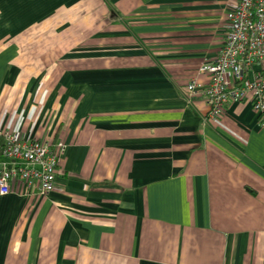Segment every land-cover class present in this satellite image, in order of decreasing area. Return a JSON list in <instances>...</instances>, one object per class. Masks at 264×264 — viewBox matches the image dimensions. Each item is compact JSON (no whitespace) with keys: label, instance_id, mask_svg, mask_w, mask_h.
<instances>
[{"label":"crops","instance_id":"0c3cea01","mask_svg":"<svg viewBox=\"0 0 264 264\" xmlns=\"http://www.w3.org/2000/svg\"><path fill=\"white\" fill-rule=\"evenodd\" d=\"M236 0H0V132L65 146L0 195V264H264V121L191 79Z\"/></svg>","mask_w":264,"mask_h":264},{"label":"built area","instance_id":"2783aa9c","mask_svg":"<svg viewBox=\"0 0 264 264\" xmlns=\"http://www.w3.org/2000/svg\"><path fill=\"white\" fill-rule=\"evenodd\" d=\"M197 71L206 73L208 82L191 79L185 96H202L208 109L204 121H217L227 103L246 98L264 121V0H236L225 13L217 56ZM64 148L62 142L24 141L0 132V195L10 193L15 184L22 194H48Z\"/></svg>","mask_w":264,"mask_h":264}]
</instances>
